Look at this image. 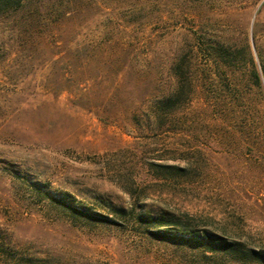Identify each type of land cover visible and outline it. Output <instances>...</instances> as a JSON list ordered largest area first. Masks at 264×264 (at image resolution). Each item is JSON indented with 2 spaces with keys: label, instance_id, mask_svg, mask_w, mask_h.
Masks as SVG:
<instances>
[{
  "label": "rangeland",
  "instance_id": "rangeland-1",
  "mask_svg": "<svg viewBox=\"0 0 264 264\" xmlns=\"http://www.w3.org/2000/svg\"><path fill=\"white\" fill-rule=\"evenodd\" d=\"M30 4L0 19V264H264L137 219L264 254V0Z\"/></svg>",
  "mask_w": 264,
  "mask_h": 264
},
{
  "label": "trees",
  "instance_id": "trees-1",
  "mask_svg": "<svg viewBox=\"0 0 264 264\" xmlns=\"http://www.w3.org/2000/svg\"><path fill=\"white\" fill-rule=\"evenodd\" d=\"M31 8L32 7L30 4V0H0V19L16 16L24 11H27L29 9L31 10ZM37 16L38 15L32 14L29 17H26L25 25H27L28 27H30V25H37ZM254 68V76L256 78V82L259 83L260 77L255 65ZM181 79L182 80H179V84L177 83L176 89L163 98V106L169 107L171 106L172 101L178 99H182L185 101L189 99L190 95H186L185 99H183L184 93L182 89L184 88V85L191 87V81L185 79L184 77ZM180 84H182V86H180ZM163 115L164 117H169L170 113H165ZM154 119L157 120V117H154ZM50 198L53 202L58 203L75 215L87 217L89 219H96L108 224H115L116 222L109 216L90 211L83 206L80 207L74 205L69 196H50ZM115 212L116 214L123 213V211L120 209H115ZM137 219L140 222V226H146V232L160 238L170 239L172 241L197 248L200 251H203L204 254L207 252H211L221 254L234 260H246L247 262L251 263H254L256 261L264 262V254L251 249H247L240 242L232 243L224 241L220 238H217L215 235L209 233L208 231H195L194 227L189 221L177 219L175 216L157 217L153 215H144L137 216ZM163 227H167L169 229L164 230L162 229ZM154 228H159V230L156 231Z\"/></svg>",
  "mask_w": 264,
  "mask_h": 264
}]
</instances>
